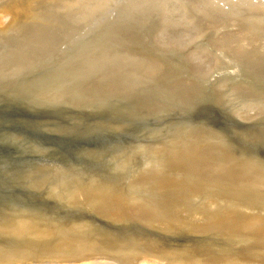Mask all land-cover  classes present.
Here are the masks:
<instances>
[{"label": "water", "instance_id": "obj_1", "mask_svg": "<svg viewBox=\"0 0 264 264\" xmlns=\"http://www.w3.org/2000/svg\"><path fill=\"white\" fill-rule=\"evenodd\" d=\"M0 264H264V0H0Z\"/></svg>", "mask_w": 264, "mask_h": 264}]
</instances>
